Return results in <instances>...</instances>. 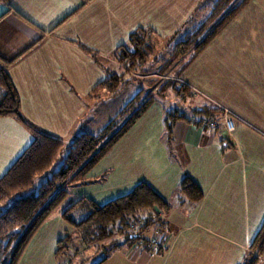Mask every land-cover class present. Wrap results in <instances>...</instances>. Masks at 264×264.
Instances as JSON below:
<instances>
[{
    "label": "crops",
    "instance_id": "crops-1",
    "mask_svg": "<svg viewBox=\"0 0 264 264\" xmlns=\"http://www.w3.org/2000/svg\"><path fill=\"white\" fill-rule=\"evenodd\" d=\"M202 1L0 0V69L20 94L24 119L65 142L98 132L105 112L100 125L88 112L114 99L100 84L114 66L127 70L116 49L140 28L174 35ZM178 75L203 100L199 108L230 112L236 128L228 134L221 121L202 125L204 114L195 113L178 120L169 136L164 119L171 108L154 99L86 183L69 189L72 198L104 204L148 183L170 203L156 225L161 249L123 244L92 264H242L264 227V0L246 2ZM113 109L110 116L119 111ZM33 140L23 122L0 115V176ZM185 176L202 189L200 201L180 191ZM71 230L55 212L18 264H61L57 242ZM256 264H264V252Z\"/></svg>",
    "mask_w": 264,
    "mask_h": 264
},
{
    "label": "trees",
    "instance_id": "trees-1",
    "mask_svg": "<svg viewBox=\"0 0 264 264\" xmlns=\"http://www.w3.org/2000/svg\"><path fill=\"white\" fill-rule=\"evenodd\" d=\"M248 1L203 0L174 35L162 38L152 30L140 28L130 34L127 44L116 49L114 58L128 64L129 69L152 58L154 62L161 60L166 69L189 52L195 56L203 51ZM160 42H165L166 54L158 49ZM122 78V75L112 72L100 86L108 89L111 96L116 95L119 87L125 85ZM167 83L165 87L176 82L168 80ZM175 89L185 92L190 87L180 84ZM154 99V96H150L137 108L134 101H129L118 115L122 119L121 123L110 122L97 133L80 132L67 144L61 138L37 129L24 119L20 94L6 67L0 69V115L15 117L34 135L33 142L7 172L0 176V264H18L32 237L57 211H61L63 218L81 231L82 235L78 238L88 243L91 240L101 242L110 239L115 229L120 233L126 232L128 226L140 223L138 215L142 211L159 209L166 213L169 210L170 203L143 181L130 192L104 204L88 197L72 198L69 189L73 183H86L89 171L144 114ZM195 111L214 119L217 117L215 112L220 109L205 105L195 108ZM182 119L189 118L177 109L166 110L165 125L169 136L175 123ZM58 162L59 166L55 167ZM180 191L194 202L200 201L204 195L200 186L189 176L183 177ZM77 207L88 210L87 217L81 221L72 216ZM154 223L140 225L141 234ZM68 238L69 236L58 241V255L65 247V242L70 240ZM142 239L147 238L142 235L132 237L130 234L123 244L132 245ZM123 244H110L106 255ZM256 244L262 254L264 227L253 245ZM257 260L255 257L250 258L249 254L242 264H256ZM68 263L71 260L66 264Z\"/></svg>",
    "mask_w": 264,
    "mask_h": 264
},
{
    "label": "rangeland",
    "instance_id": "rangeland-1",
    "mask_svg": "<svg viewBox=\"0 0 264 264\" xmlns=\"http://www.w3.org/2000/svg\"><path fill=\"white\" fill-rule=\"evenodd\" d=\"M164 44L165 42H160L158 49L163 54L164 53L166 54V50L164 49ZM193 55L194 54H191L190 52L185 54L177 62H174V64L170 65V67H166V69L164 67V63L161 62V60L158 62H154L152 58L144 63L135 64L134 67L130 69L128 68V64L116 59V61L125 65L127 68V70L117 66H114L113 68L116 71L113 72L123 76L122 82L125 85L119 87V92L116 95H112L114 96V99H110L106 101L104 105H99L94 108H91L88 112L90 113L89 117H94V119L97 117L96 120L99 121V125H100L101 122L100 116L103 112H105L104 113L105 116L102 118L105 125L102 128L106 127L110 122L113 121L121 123L122 119L118 115L127 106L129 101H134L135 108H137L145 101V99L149 98L150 96H154L155 99L156 98L160 99L167 107L171 108L170 110L177 109L179 113H184L187 117H190L191 115L197 113L195 112V108H199L198 102L204 103L203 100L200 99L201 97L195 95V92L192 89L187 90L185 92L182 90L177 91L175 89V88H179L180 84H182L178 80L179 70L183 66L184 68H186L187 65L198 54L195 56ZM168 80L169 81L171 80L176 83L171 86L169 84L165 87ZM105 93L106 96H111L108 93V89L106 88H105ZM199 106L202 107L203 105L199 104ZM110 109H113L115 112L117 111V109H119V111L116 114L113 115L111 114L112 116H110V112L111 113L113 112L112 110L110 111ZM215 113L217 114L216 118L209 119L207 117H203L201 119L202 120L201 124L206 125L205 124L206 121L208 122L214 121L216 123H220L221 121L222 123V120L226 113L220 111H216ZM69 142L70 140L66 141L67 144ZM66 152L67 151L65 150V153ZM100 160L98 161V163L100 162ZM59 164L60 162H58L55 167H58ZM39 181L40 180H38V182ZM69 188L71 189V186H69ZM110 200L111 197L109 196V198L107 200H103L102 203H106ZM87 215H88V210L82 207H77L72 213L73 218L78 221L85 219ZM67 223L68 225L72 226V224L69 223L68 221ZM140 225L142 226L143 224L137 223L134 226L133 225L128 226L126 228V232L124 231L122 233H120L117 229H115V233L110 239L101 242H95L94 240H91L88 243H85L81 241L80 238H78L79 236L82 235V233L80 230L72 226L73 228V230H71L72 232L70 231V233H68L67 235L69 236L68 239L70 240H67L65 242L66 243L65 247L62 249L59 255H64L65 258L67 257V259L72 260V258L76 256V254H78L79 258L75 260L73 264H92L93 261L105 257L107 248H104V246H108L112 243L123 244L131 233L140 232V227H141ZM156 225L157 223L155 222L154 224L150 225V227L147 230L142 231V236L147 239H151L153 234L155 233ZM101 245L102 247L99 248V246ZM257 245L258 244L252 246L250 250V258H254V257L259 258V256L261 255L258 251L259 246ZM68 264H72V263H68Z\"/></svg>",
    "mask_w": 264,
    "mask_h": 264
},
{
    "label": "built area",
    "instance_id": "built-area-1",
    "mask_svg": "<svg viewBox=\"0 0 264 264\" xmlns=\"http://www.w3.org/2000/svg\"><path fill=\"white\" fill-rule=\"evenodd\" d=\"M207 126L217 127V123L214 121H206ZM222 127L228 134H232L236 128V120L233 114L230 112L226 113L222 120ZM163 212L159 209L154 210H145L139 213L138 217L140 218V223L145 224L146 222H156L158 223L162 217ZM138 234V235H137ZM139 233H131L132 237L141 236ZM137 244L142 248L150 252H156L161 249V240H160V229L156 227L155 233L151 239H142ZM67 248V247H66ZM61 264H66L69 259L65 258L64 255H58Z\"/></svg>",
    "mask_w": 264,
    "mask_h": 264
},
{
    "label": "water",
    "instance_id": "water-1",
    "mask_svg": "<svg viewBox=\"0 0 264 264\" xmlns=\"http://www.w3.org/2000/svg\"><path fill=\"white\" fill-rule=\"evenodd\" d=\"M138 235V234H137Z\"/></svg>",
    "mask_w": 264,
    "mask_h": 264
}]
</instances>
